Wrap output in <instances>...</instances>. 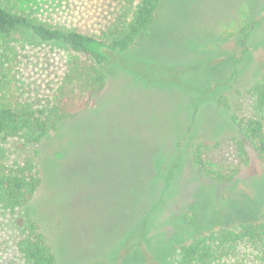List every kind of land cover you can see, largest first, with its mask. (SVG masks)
<instances>
[{
    "label": "rangeland",
    "instance_id": "obj_1",
    "mask_svg": "<svg viewBox=\"0 0 264 264\" xmlns=\"http://www.w3.org/2000/svg\"><path fill=\"white\" fill-rule=\"evenodd\" d=\"M26 1L17 0L25 14L94 36L111 21L115 9L112 0ZM239 1H162L156 22L141 38L135 58L143 73L137 74L138 78L130 76L132 82H118L116 87L117 106L124 105L128 110L122 113V107L118 111L120 119H128L126 124L117 122L119 119L107 120L102 113L99 129L95 128L89 113L97 108L96 99L77 94L62 103L67 113L75 115L74 120L60 124L42 143L26 145L11 140L5 145L11 163L22 164L33 158L41 165L40 188L23 208L4 217L13 238L28 236V225L35 223L61 264H131L139 252L147 254L144 258L149 264H160L169 241L185 234L183 224L188 222L175 218L187 211L197 214L192 224L201 230L200 235L206 234V229L216 231L261 219L264 166L248 145V165L240 162L230 141H223L204 156L210 169L224 174L236 170L230 182H211L190 167L181 173L175 168L171 174L178 178L174 193L166 189L155 197L151 190L154 173L159 174L152 171V162L162 157L164 140L174 128V123L165 119L169 106L164 102H169L173 110L180 109L182 80L198 85L203 79L200 61L205 58L199 53H203L204 46L215 45L219 24L229 22L243 7ZM223 49L233 50L228 43ZM252 56L251 65L240 73L236 87L244 104L248 88L264 77V46ZM161 80L164 84L159 83ZM134 120L143 122L141 134H125L123 140L114 138L115 127L135 130L139 124ZM164 126L167 137L160 128ZM99 130L102 139L93 155L88 144L93 132ZM107 131L112 134L108 136ZM133 137L135 140L129 141Z\"/></svg>",
    "mask_w": 264,
    "mask_h": 264
},
{
    "label": "trees",
    "instance_id": "obj_2",
    "mask_svg": "<svg viewBox=\"0 0 264 264\" xmlns=\"http://www.w3.org/2000/svg\"><path fill=\"white\" fill-rule=\"evenodd\" d=\"M162 1L112 0L115 9L111 21L94 36L25 14L17 0H0V264H61L37 224L28 225L29 235L22 238H13L9 232L4 217L23 208L42 179L40 162L28 158L22 164L11 163L5 145L11 140L26 145L42 143L60 124L74 120L75 115L67 113L62 103L77 94L96 99L97 108L89 113L95 128L102 113L107 120L119 119L117 122L126 124L128 119H120L118 111L122 107V113L128 110L117 106L116 87L118 82H132L130 76L138 78L137 74L143 73L135 58L141 38L156 22ZM239 2L243 7L234 17L219 24L215 45L204 46L199 53L205 58L200 61L201 82L191 85L187 78L182 80L180 109L173 110L164 102L169 106L165 119L172 121L174 128L164 140L162 157L151 165L152 171L159 172L154 173L151 188L155 197L166 189L174 193L178 178L171 174L175 168L181 173L190 167L211 182H230L236 170L224 174L204 163L206 153L223 141H230L243 165L249 162L248 145L264 166V77L243 95L245 104L236 88L240 73L251 65L253 53L264 46V0ZM227 43L233 50L223 49ZM134 121L139 126L132 132L115 127L113 134L107 131L108 136L118 140L127 138L125 134L138 136L143 122ZM160 128L166 136V127ZM102 134L100 130L93 132L88 144L93 155ZM175 219H185L189 225L183 224L182 237L169 241L160 264H264V213L261 219L216 231L206 229L203 235L192 224L197 219L193 210ZM144 256L147 254L139 252L131 264H149Z\"/></svg>",
    "mask_w": 264,
    "mask_h": 264
}]
</instances>
